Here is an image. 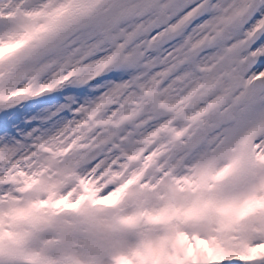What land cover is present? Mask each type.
Segmentation results:
<instances>
[{
    "label": "snow or ice",
    "instance_id": "1",
    "mask_svg": "<svg viewBox=\"0 0 264 264\" xmlns=\"http://www.w3.org/2000/svg\"><path fill=\"white\" fill-rule=\"evenodd\" d=\"M0 264H264V0H0Z\"/></svg>",
    "mask_w": 264,
    "mask_h": 264
}]
</instances>
